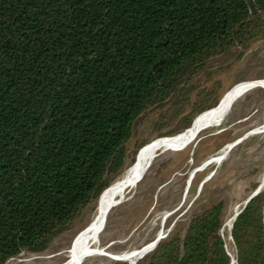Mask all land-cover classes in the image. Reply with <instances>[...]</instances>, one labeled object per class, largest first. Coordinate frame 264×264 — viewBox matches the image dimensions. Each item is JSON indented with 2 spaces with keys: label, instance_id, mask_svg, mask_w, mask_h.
Masks as SVG:
<instances>
[{
  "label": "trees",
  "instance_id": "obj_1",
  "mask_svg": "<svg viewBox=\"0 0 264 264\" xmlns=\"http://www.w3.org/2000/svg\"><path fill=\"white\" fill-rule=\"evenodd\" d=\"M263 38L264 0H0V264L73 228L126 168L150 108L179 104L180 117L212 60ZM210 95L192 124L220 102ZM223 211L193 216L137 264H231ZM232 237L237 264H264V190Z\"/></svg>",
  "mask_w": 264,
  "mask_h": 264
},
{
  "label": "rangeland",
  "instance_id": "obj_2",
  "mask_svg": "<svg viewBox=\"0 0 264 264\" xmlns=\"http://www.w3.org/2000/svg\"><path fill=\"white\" fill-rule=\"evenodd\" d=\"M262 79L264 38L252 43L239 57L226 55L212 60L206 71L197 75L192 85H187V89L183 90L180 100L189 98V103H186L180 117H176L174 112L182 105L169 103L165 109L150 108L138 119L129 142L126 168L111 182L109 189L85 209L71 230L55 238L44 252L24 251L6 264L63 263L70 251L82 241L96 214L104 205L111 203L124 187L130 171L153 151L154 146L167 137L173 139L188 132L236 91L246 87L248 90L244 94L238 95L231 105L222 108L192 139L184 144H168L156 150L155 158L139 172L134 192L127 197L128 200L102 214L100 227L94 235V245H103L102 253L82 264L145 263L146 253L157 244L138 256L130 257L135 260L146 255L135 262L117 258L127 250L142 249L154 240L160 230L163 232L161 241L185 231L193 216L220 202L224 204L221 233L227 242L228 251L236 258L231 238L233 218L259 185L264 186V131L251 133L230 147L250 131L259 127L264 129V80L258 81ZM208 94H211V99L218 98L220 102L207 111L201 120L192 124L201 113L191 114L195 103H201L202 96ZM189 113L192 126L180 128L185 121L183 116ZM177 128L180 129L175 134L161 136ZM227 147L230 150L224 153L220 162L205 166L207 159ZM109 254L117 257H110Z\"/></svg>",
  "mask_w": 264,
  "mask_h": 264
},
{
  "label": "bare ground",
  "instance_id": "obj_3",
  "mask_svg": "<svg viewBox=\"0 0 264 264\" xmlns=\"http://www.w3.org/2000/svg\"><path fill=\"white\" fill-rule=\"evenodd\" d=\"M245 89H246V87H242L241 89L236 91L225 103H223L220 107H218L215 111H213L210 115H208L202 122L197 124L194 128L190 129L188 132L184 133L183 135L177 136L173 139H169V140L163 139L158 145L154 146L153 151H151V153H149L145 158H143L142 161L138 162L134 166V168L130 171L129 176L126 179L125 185L123 184L124 187L114 196L112 201L110 200L111 203L110 204L108 203V204L104 205L103 207L101 206L102 207L101 210L96 214L94 219L91 221L89 228L87 229L86 234L84 235V238L82 239V241L79 243V245H77L74 249H72L70 251V253L67 256V259L61 264H82V263L86 262L87 260L95 257L96 255H100L102 253L103 245H100V246L94 245V235H95L96 231L98 230V228L100 227V224H101L100 218H101L102 214L105 211H110V210L120 206L122 203H125L128 200L127 197L131 193L134 192V187L136 185V181L138 178L137 176H138L139 172H141V169H143L145 167V165L152 158H155L156 150L159 147L164 146V145L184 144L185 142L192 139L197 134V132L200 131V129H202L208 125L207 121H209L213 116L215 117L216 115H218L219 114L218 112L221 111L222 108H225V106H227V105H231L234 102V100L236 99V97L238 95H240L242 93V91H244ZM262 126H264V125H262ZM259 128H261V127H259ZM262 131H264L263 128L260 129V132H262ZM228 149H229V147H227L226 149H224L222 152H220L217 155L215 153L214 156H212L206 160V163L208 161L210 162L209 164H212L215 162H220L222 160V156L224 155V153ZM191 181L190 180L188 181V183H187L188 187H189ZM170 211H171V209H170ZM165 216H167V215H165ZM233 219L231 220V222L233 221ZM162 235H163V232L160 230L158 232V234L156 235V237L154 238V240L152 242L148 243L147 245H145L142 249L127 250V251L123 252L122 254H119V256H121V257H118L117 259L131 260L130 257H134L137 254H141V253L145 252V250H149L150 247L154 246L155 244H157V243L159 244V242L161 241V237L163 238ZM96 242L97 241H95V243ZM116 255H118V254H116ZM109 256L110 257L111 256L117 257V256H115V254L114 255L109 254Z\"/></svg>",
  "mask_w": 264,
  "mask_h": 264
},
{
  "label": "water",
  "instance_id": "obj_4",
  "mask_svg": "<svg viewBox=\"0 0 264 264\" xmlns=\"http://www.w3.org/2000/svg\"><path fill=\"white\" fill-rule=\"evenodd\" d=\"M264 79H262V80H258V81H263ZM250 83H252V82H250ZM246 91L248 90V89H245ZM245 90L244 91H242V93L240 94V95H242V94H244L245 93ZM194 122V121H193ZM258 132H260V129H258V128H256V129H254V130H252V131H250L248 134H246V135H244L243 137H241L240 139H238L236 142H234L232 145H231V147H230V149L232 148V147H234L236 144H238L239 142H241L244 138H246L249 134H251V133H258ZM172 137H167L166 139H171ZM177 149H179V148H177ZM229 149V150H230ZM209 161L206 163L205 162V166L206 165H209ZM195 173V172H194ZM194 173L191 175V177H190V181L192 180V178H193V176H194ZM263 184H261V185H259V187L248 197V199H247V201H246V204H245V206L243 207V209L246 207V205L248 204V202L253 198V197H255L256 195H258V194H260L261 192H262V190H263ZM242 209V210H243ZM241 210V211H242ZM241 211H239V212H237L236 213V215L234 216V221L236 220V218H237V216L240 214V212ZM234 221H233V223H232V226H231V228H233V224H234ZM232 233V232H231ZM231 238L233 239V237H232V234H231ZM229 254H231L230 252H229ZM125 261V260H124ZM231 264H237V259L235 258V257H233L232 256V262H231Z\"/></svg>",
  "mask_w": 264,
  "mask_h": 264
}]
</instances>
